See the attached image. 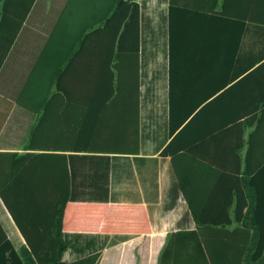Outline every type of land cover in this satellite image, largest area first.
Segmentation results:
<instances>
[{
    "label": "crops",
    "instance_id": "0c3cea01",
    "mask_svg": "<svg viewBox=\"0 0 264 264\" xmlns=\"http://www.w3.org/2000/svg\"><path fill=\"white\" fill-rule=\"evenodd\" d=\"M263 1L254 8L252 0H238L231 9L234 20L218 23L213 39L203 30L184 41L181 91L219 95L231 89L229 108L262 106ZM137 3L138 102L134 91L113 94L108 84L114 56L102 22L115 0H5L0 9V153H28L31 131L39 124V143H76L80 151H90L65 153L72 202L142 207L150 225L149 236L66 234L72 243L63 256L68 263L100 253L99 264H159L165 247L175 254L178 233L196 228L171 159L161 157L172 139L170 0ZM180 3L181 9L200 5L196 0ZM210 24L200 23V28ZM61 72L60 89L56 79ZM226 79L224 90L214 89ZM2 206L0 198L20 248L24 239Z\"/></svg>",
    "mask_w": 264,
    "mask_h": 264
},
{
    "label": "trees",
    "instance_id": "16d2710c",
    "mask_svg": "<svg viewBox=\"0 0 264 264\" xmlns=\"http://www.w3.org/2000/svg\"><path fill=\"white\" fill-rule=\"evenodd\" d=\"M137 1L115 0L102 23L114 56L108 84L113 94L131 96L134 91L138 102ZM196 1L200 4L196 9H181L180 0H170L172 139L161 153V157L171 159L196 228L178 233L175 254L165 247L158 263L264 264V102L260 108L233 109L229 108L233 103L231 89L219 95L180 90L184 41L194 39L193 34L203 30L212 38L218 23L234 20L236 15L231 9L238 6V0ZM252 4L255 8L259 0H252ZM4 7L5 0H0V9ZM185 21L192 24L186 25ZM203 22L211 26L200 28ZM87 38L85 35L80 43ZM56 80L61 89L62 72ZM227 82L224 80L214 89L224 90ZM39 128V124L35 125L31 131L28 153H0V198L25 242L16 248L0 221V264H99L100 253L71 263L63 261L72 244L65 235L151 234L142 207L72 202L65 153L90 151H80L76 143H39ZM252 128L255 130L248 133ZM37 150L41 153H30Z\"/></svg>",
    "mask_w": 264,
    "mask_h": 264
},
{
    "label": "rangeland",
    "instance_id": "374dc122",
    "mask_svg": "<svg viewBox=\"0 0 264 264\" xmlns=\"http://www.w3.org/2000/svg\"><path fill=\"white\" fill-rule=\"evenodd\" d=\"M3 205V204H2ZM3 207V206H2ZM3 209H5V211L7 212L6 208L3 207ZM0 219L1 221L3 222V224L5 225V228L7 229L8 231V234L10 236V238L13 240L14 244L16 246H19V242H18V239L15 237V235L12 233V231H10L9 229V226H8V223L6 222V220L4 219L3 217V212H2V209L0 208Z\"/></svg>",
    "mask_w": 264,
    "mask_h": 264
}]
</instances>
